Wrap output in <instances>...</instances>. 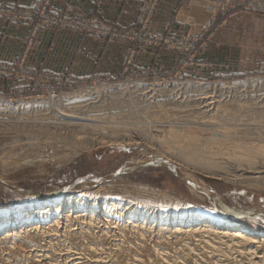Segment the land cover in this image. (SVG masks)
<instances>
[{"label": "bare ground", "instance_id": "1", "mask_svg": "<svg viewBox=\"0 0 264 264\" xmlns=\"http://www.w3.org/2000/svg\"><path fill=\"white\" fill-rule=\"evenodd\" d=\"M201 1L192 0L182 8L178 20L197 16L202 11ZM211 16L199 15L203 27ZM202 84L197 83L194 89L200 92L188 100V94L181 98L186 93L175 85L156 89L154 100L163 99L146 103V108H151L147 116L128 124L119 121L116 126L118 122L110 119L108 123L115 125L99 123L104 120L96 115L100 105L91 110H66L65 116L75 120L56 122L53 115L44 118L36 113L44 119L8 123L31 133L45 131L48 143L82 134L74 154L99 144L140 145L148 150L127 160L120 173L142 164L167 165L185 180L195 202L148 184L126 182L119 175L79 182L75 186L83 189L76 193L57 189L45 195H27L8 186L23 201L0 208V264H22L36 257L35 262L23 264H232L234 253L239 254L241 264L244 258L251 264H264V232L231 220L229 216L244 212L231 211L196 175L202 172L264 187V127L222 126L242 124L238 121L244 119L251 101L214 99L212 94L205 95ZM186 107L202 110L188 111ZM90 111L92 114L86 115ZM224 118L232 120L224 123ZM215 123L222 125L214 127ZM106 127L122 133L119 137L116 132L104 134ZM248 133L256 134L263 143L245 141L248 138L242 135ZM15 141L0 138V157L10 158L23 150L12 145ZM26 153L28 161L35 154L31 150ZM41 157L37 161L45 160ZM69 157L64 154L60 159ZM0 181L6 183L2 178ZM246 212L257 219L251 210Z\"/></svg>", "mask_w": 264, "mask_h": 264}, {"label": "rangeland", "instance_id": "2", "mask_svg": "<svg viewBox=\"0 0 264 264\" xmlns=\"http://www.w3.org/2000/svg\"><path fill=\"white\" fill-rule=\"evenodd\" d=\"M243 3L246 5L249 4V7L254 10L252 11L253 14L251 17L247 15L246 18L236 19L234 20L235 25L231 26L229 25L230 18H234L236 14L230 17L227 14L224 23L222 22L223 18L221 15H216L214 23L205 35V44L199 48L196 53H193L186 49L184 40L187 37L195 36L202 32L205 27H203V22L201 23L199 15L210 13V15L213 16L219 5L218 0H202V11L198 13L197 16L191 15L186 20L181 21L186 23L182 25L186 26V28L180 29V32H172L169 30L164 32V34L169 36L168 38H170L171 41L165 43L163 46H158V48L177 55L176 60L173 62L172 69L168 71L155 69L157 73L165 76L166 83L169 85L174 84L183 89V93L186 94L181 98H184L187 94V100L189 97V99L194 98L196 93L200 92V90L199 92L195 90L194 87L197 83H203L202 87H206L205 95L212 94L214 99L220 98L226 101L229 98L237 101L241 100L240 102L245 100L251 101L246 108V113H244V119L241 117L245 121H238L242 124L235 126L234 124L222 125L215 123L213 126L218 127L222 125L233 128L247 127L255 130L259 127H264V2L263 0H248L246 3L244 1L240 3L235 1L233 4V6L236 7L235 12H238L239 9H243ZM238 4L242 5L237 7ZM249 25L251 28L248 29L247 27ZM244 30L250 32L252 36L249 35L247 38ZM220 31H226L227 34L219 36ZM230 32H232V34ZM214 38H220L222 43L229 44L240 50L237 63H230L231 65L229 66V62H226L227 60L222 62L220 67L225 68L223 71H220L222 69H218L219 63L213 61L211 54L207 53ZM235 39L237 40L236 43ZM205 51L207 54H204ZM221 87L223 88L221 89ZM218 93L221 95L217 97ZM128 99L129 102H120V119H118V116L115 114H101L102 111H107L110 108L103 109L102 106L100 108L101 110H98L96 114L97 116H102L104 119L103 122L99 123L105 126L111 124L115 125V123L111 121L108 123L110 119L118 122L116 126L128 124L126 122L135 121L139 119L137 118L139 116H147L151 108H146V106L149 105L152 100L160 101L163 98L158 100L152 99L146 102V100L143 101V99L129 95ZM166 99L169 102L173 100L172 98ZM18 101L14 102L9 108L0 106V138H9L11 141L16 140L12 145L15 144L14 146L23 149L16 151V153L10 157L11 159L8 157H0V178L6 180V183L0 181V208L10 207L23 201L17 196L16 192L12 191L8 186L16 187L22 190L23 194L27 195H45L57 189H63L65 193H76L83 189L82 186L76 187L79 182L94 179L108 180L114 175H119V177L126 182L148 184L181 198H185L193 203L195 202V195L188 189L185 180L167 165L161 163L142 164L132 170L120 173L121 168L127 160L137 157L140 153H144V151L148 150L142 148L140 145L108 146L107 144H99L93 147L83 148L82 150L80 149L81 151L79 150L74 154V149L77 148V142L83 140L79 138L83 136L82 134L78 133L71 135L70 138L65 139V141L64 139H52L50 143H48L46 142L48 136L44 135L46 133L45 131L31 133L29 130H26V128H16V126L14 127L8 124L19 120L30 121L33 120L32 118H34V120H39L47 117L45 115L44 118L40 115L36 116V113H38L36 108L31 114L27 113L25 109H28V107H24L26 104ZM138 101L141 102L138 103L140 105H137ZM173 102L175 103V100H173ZM177 103L178 101H176V104ZM189 106L191 105H188V107ZM188 107H186L188 111L202 110L196 107ZM22 116L25 118L19 119V117ZM29 117L31 119H29ZM59 119L75 120V118L59 116V118H54L53 121L57 122ZM45 120L47 121L49 119ZM224 120L231 122L232 119L229 120L224 118L222 122L225 123ZM36 129L39 130V128ZM105 129V132L102 131L104 134H113L116 132L107 127ZM76 130L78 131V129ZM116 133H118L119 137L122 131ZM242 136L248 138L245 141L252 140L263 143L259 137H256V134L250 135L248 133ZM31 141L35 142L29 143ZM61 144L62 147H60ZM57 147H60V149H57ZM28 150L35 153L31 155L33 157H29V161L26 160L28 157L26 152ZM39 154L41 155L39 156ZM64 154H69V159H60ZM37 155L40 158H42L41 156L43 155L45 160L41 162L37 161L39 158ZM196 175L205 185L221 196L220 198L224 200L231 211L240 210L244 212L237 216H229L230 218L232 217L231 220L239 221L241 224L251 229L264 232V187L244 185L243 183L228 178L218 179L217 177H212L202 172H196ZM249 176L255 175L249 174ZM250 210L256 214V220L249 217L248 212H246ZM234 254V258H240L238 253ZM37 258L38 257L32 258L31 260L35 262ZM236 259H234L232 264H241L238 259L237 261ZM31 260H25V262H30ZM245 260L247 259H243V264H251L248 260V262ZM25 262L23 261L22 264Z\"/></svg>", "mask_w": 264, "mask_h": 264}, {"label": "built area", "instance_id": "3", "mask_svg": "<svg viewBox=\"0 0 264 264\" xmlns=\"http://www.w3.org/2000/svg\"><path fill=\"white\" fill-rule=\"evenodd\" d=\"M94 1L100 4L103 0ZM160 1L142 0L135 18L136 27L125 30L110 26L97 16L86 17L82 14L59 12L53 7L52 0H38L33 8L0 4V17L32 25L26 47L32 44L38 28L43 27L84 30L88 33L107 35L109 39L130 40L134 44L122 56L121 70L104 75L79 76L69 70H40L25 66L22 59L11 64L0 63V75L7 76L12 84L5 92L0 93V106L9 108L14 102L21 100L18 102L26 104L24 107H28L25 109L27 113L36 108L38 113L47 117L53 115L56 119L65 116L66 110H74L76 107H87L86 110H91L92 107L100 105L103 109L110 107L101 114H115L120 119V102H129L130 94L139 99L143 96V101H151L155 97L156 89L174 85L166 83L165 76L157 73L155 68L134 69V55L138 51V45L152 44L158 47L171 41L167 34L157 33L153 28V19ZM218 2L216 12L207 27L199 34L184 40L186 49L196 53L205 44V35L214 23L216 15H221L224 23L227 14L230 17L237 13L236 7L233 6L235 0ZM247 7L248 4L243 5V8ZM138 103L141 102H137V105H140ZM90 114L91 111L86 113Z\"/></svg>", "mask_w": 264, "mask_h": 264}, {"label": "crops", "instance_id": "4", "mask_svg": "<svg viewBox=\"0 0 264 264\" xmlns=\"http://www.w3.org/2000/svg\"><path fill=\"white\" fill-rule=\"evenodd\" d=\"M38 0H0V4H14L22 8H33ZM142 0H103L100 4L94 0H52L53 7L62 13L72 15L82 14L86 17L97 16L110 26L122 30L136 27L135 18ZM192 0H161L154 16V31L164 33L166 30L180 32L186 28V23L178 20V13L189 6ZM237 3L246 0H235ZM241 4H238V7ZM251 7L239 9L229 25H235L234 20L246 18L253 14ZM238 15V16H237ZM247 27V26H246ZM245 27V28H246ZM251 28L250 25L247 27ZM247 29V30H248ZM32 25L24 22H14L0 17V63L11 64L23 60L25 66L59 72L69 70L79 76L104 75L121 70V59L126 50L133 47L130 40L109 39V36L88 33L84 30H72L65 27L38 28L32 44L26 47V41ZM245 31V35L252 36ZM232 34V32H230ZM220 31L219 36L226 35ZM231 36V35H230ZM237 40L235 39V43ZM134 55V69L157 68L161 71L172 69L176 56L172 52L162 50L154 45L137 46ZM27 48V49H26ZM26 49V50H25ZM212 60L219 63L218 69L225 70L220 65L224 60L237 63L240 50L221 39H213L207 50ZM206 51L204 54H207ZM11 82L7 76L0 75V93L5 92Z\"/></svg>", "mask_w": 264, "mask_h": 264}]
</instances>
